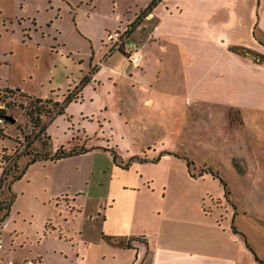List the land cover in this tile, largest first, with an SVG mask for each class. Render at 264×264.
Masks as SVG:
<instances>
[{
	"label": "crops",
	"instance_id": "0c3cea01",
	"mask_svg": "<svg viewBox=\"0 0 264 264\" xmlns=\"http://www.w3.org/2000/svg\"><path fill=\"white\" fill-rule=\"evenodd\" d=\"M81 1L86 3L84 14L75 13L67 28L89 51L79 57L80 73L65 65L66 91L57 92L61 84L53 81L55 76L46 81L48 76L33 74L31 80L23 74L25 79L6 86L52 99L59 103L58 110L62 108L45 123L49 146L44 151L49 156L29 162L27 154L22 176L42 163L53 197L58 204L66 199L74 208L91 177H98L103 187L98 215H89L96 216L97 222L84 218L79 238L86 240L87 249L99 247L104 259L111 256L114 262L108 264H264L263 214L252 213L243 221L239 217L248 210L234 203L235 214L226 223L222 220L227 216L216 217L203 205L160 201L152 185L138 182L135 168L140 163H131L136 155L131 137L138 121L137 105L146 112L160 110L166 96H176V102H181L176 109L182 112L186 106L197 115L200 109L221 107L232 122L234 114L241 123H251L253 117L259 121L260 143H264V0H159L140 17L150 0L136 3L133 12L131 3L121 8L117 0ZM129 24L132 38L144 50L142 63L135 65L124 51L116 50L96 67L109 31ZM67 39L63 34L52 46L74 54L76 47L64 48ZM241 47L251 52H242ZM84 76L88 80L81 84ZM46 82L50 94L42 91ZM176 122L183 124L182 116ZM58 148L79 151L52 159ZM100 153L110 157L107 166L81 163L86 155L99 157ZM12 203L8 214L14 212ZM1 252L0 264L9 260L21 264L14 254ZM79 253L76 259L71 257L75 264H101L91 260L88 252ZM34 260L44 264L42 251Z\"/></svg>",
	"mask_w": 264,
	"mask_h": 264
},
{
	"label": "rangeland",
	"instance_id": "374dc122",
	"mask_svg": "<svg viewBox=\"0 0 264 264\" xmlns=\"http://www.w3.org/2000/svg\"><path fill=\"white\" fill-rule=\"evenodd\" d=\"M95 1L103 3V0ZM143 1L117 0L121 8L131 3L132 12L136 3ZM83 2L0 0V105H4L6 113L15 118L14 121L8 118L4 124L5 133L0 136V154L6 155L3 163L10 167L3 184L4 191L0 194L5 200L13 198L14 201V212L0 220L4 243L1 255L12 253L21 264L34 260L40 251L44 264H75L71 257L76 259L79 251L80 255L88 252L94 262H114L111 256L104 259L99 247L87 249L86 240L82 242L79 238V227L84 218L88 223L97 222L96 216H89L98 215L96 210L103 190L96 175L89 180L85 195L74 201L75 208L69 206L66 199L58 204L42 163L35 165L28 174L19 178L13 176L23 170L27 154L30 159L38 152L44 153L49 146L47 134L41 126L59 105L52 99L44 100L39 108L40 125H36L29 114L32 98L9 91L6 86L20 78L25 79L23 74H28L27 80H31L33 74L48 76L46 81L55 76L53 81L61 84L57 92L61 95L66 91L65 65L78 72L79 57L87 56L89 51L88 46L70 34L67 28L75 13L84 14L86 3ZM61 26L64 33H61ZM63 34L68 38V45L64 48L76 47L74 54L52 46ZM77 48L81 49L80 53L76 52ZM116 55H119L118 51ZM42 91L49 93L48 82ZM165 99L160 110L146 112L141 104L137 105L138 121L132 127L131 137V149L136 155L131 163H140L135 168L139 170L138 182L152 185L160 201L169 204L180 200L203 205L216 217L227 216L222 220L226 223L235 214L234 203L248 210V214L242 212L239 217L243 221L252 213L264 215V143H260L259 121L252 117L248 119L251 123H241L239 115L234 114L232 122L221 107L214 111L200 109L197 115L191 106H186L182 112L176 109L178 104L181 105L180 100L176 102V96H166ZM181 116L183 124L176 122ZM22 154L25 155L21 157L19 167L17 161ZM109 159L105 153H100L99 157L88 154L81 163L107 166ZM1 162L0 158V182L4 174ZM2 215L3 212L0 218ZM15 228L19 232H15ZM54 246L58 247L57 251H53Z\"/></svg>",
	"mask_w": 264,
	"mask_h": 264
},
{
	"label": "trees",
	"instance_id": "16d2710c",
	"mask_svg": "<svg viewBox=\"0 0 264 264\" xmlns=\"http://www.w3.org/2000/svg\"><path fill=\"white\" fill-rule=\"evenodd\" d=\"M159 2V0H150L149 4L141 10L140 14H139V17L142 15V13H146L150 10H152V8ZM233 49H239V47H234ZM123 51V50H122ZM241 51L242 52H245V51H248L249 53L251 52V49H248V48H244V47H241ZM88 80V76H84L82 79H81V84L84 83L85 81ZM7 90L9 91H16L18 92L17 90H15L14 88H10V87H6ZM18 93H21V92H18ZM27 97H31L32 100H31V104H32V107H31V111L29 112V114L31 115L33 121L36 123V125H40V121H41V110L39 109L42 104H43V101L44 100H47V99H44L42 97H38V96H32L30 94H26V93H21ZM71 93L68 94L67 97L70 96ZM56 105H59L58 102H55ZM62 108H59L58 111H60ZM6 107L3 106L1 107L0 106V115H5V116H11V115H8L6 113ZM233 114V113H232ZM13 117V116H11ZM14 118V117H13ZM45 126L46 124H42L41 126V130L45 131ZM82 151L84 150L83 148L81 149ZM79 150H77L76 148H71L69 150L67 149H63V148H58L57 151L55 153H53L51 155L52 159H57V158H60V157H63V156H68V155H71V154H74V153H77ZM114 156H115V159L117 158V153L116 152H113ZM49 156L46 152L44 153H40L38 152L36 155L32 156L29 160V162H33V161H36L37 159L39 158H43V157H47ZM0 158H1V161L4 162L5 158H6V155L5 154H0ZM117 160V159H116ZM129 164V161L125 163V165H128ZM3 167H4V174H3V177L1 179V182H0V192H3L4 191V188H3V184H4V181L6 180V172H7V168L4 166L3 164ZM25 171V168L18 172V173H15L13 176L15 178H19L22 176V174L24 173ZM9 187H11V185H9ZM13 201V198L9 199V200H5L4 198H1L0 197V213L3 212V215L1 216L0 220H2L7 214H8V211L10 209V206H11V203ZM6 209V210H5ZM121 243H124L123 241H120ZM128 245V244H127Z\"/></svg>",
	"mask_w": 264,
	"mask_h": 264
},
{
	"label": "built area",
	"instance_id": "2783aa9c",
	"mask_svg": "<svg viewBox=\"0 0 264 264\" xmlns=\"http://www.w3.org/2000/svg\"><path fill=\"white\" fill-rule=\"evenodd\" d=\"M105 46L106 50L101 58V60L96 64V67H99L104 64L106 58L110 56L116 50H123L127 59L135 65H140L144 58V50L141 44L132 38L131 36V28L126 26L124 28H119L115 30L109 31L107 34ZM3 107L4 105H0ZM8 120V117L5 115H0V136L3 135L4 132V124ZM4 164V163H3ZM7 171L10 169L9 165L5 166ZM7 173V172H6ZM3 239L0 236V252L3 248ZM5 264H17L12 260L7 261ZM24 264H36V261L33 259L28 260Z\"/></svg>",
	"mask_w": 264,
	"mask_h": 264
},
{
	"label": "water",
	"instance_id": "95a60500",
	"mask_svg": "<svg viewBox=\"0 0 264 264\" xmlns=\"http://www.w3.org/2000/svg\"><path fill=\"white\" fill-rule=\"evenodd\" d=\"M8 118L11 119V120H13V121L15 120V118H13V117H11V116H8Z\"/></svg>",
	"mask_w": 264,
	"mask_h": 264
}]
</instances>
